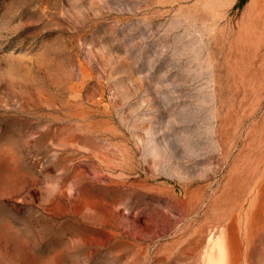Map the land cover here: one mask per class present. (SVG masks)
I'll return each mask as SVG.
<instances>
[{"label":"rangeland","instance_id":"374dc122","mask_svg":"<svg viewBox=\"0 0 264 264\" xmlns=\"http://www.w3.org/2000/svg\"><path fill=\"white\" fill-rule=\"evenodd\" d=\"M0 264H264V0H0Z\"/></svg>","mask_w":264,"mask_h":264},{"label":"bare ground","instance_id":"6f19581e","mask_svg":"<svg viewBox=\"0 0 264 264\" xmlns=\"http://www.w3.org/2000/svg\"><path fill=\"white\" fill-rule=\"evenodd\" d=\"M247 257H248V255H247Z\"/></svg>","mask_w":264,"mask_h":264}]
</instances>
